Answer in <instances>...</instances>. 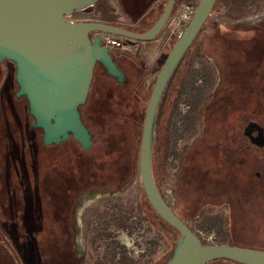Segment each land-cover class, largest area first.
Returning a JSON list of instances; mask_svg holds the SVG:
<instances>
[{
  "label": "rangeland",
  "instance_id": "374dc122",
  "mask_svg": "<svg viewBox=\"0 0 264 264\" xmlns=\"http://www.w3.org/2000/svg\"><path fill=\"white\" fill-rule=\"evenodd\" d=\"M166 1L156 0L155 9L149 12L144 21L152 20L150 13L158 15ZM89 10L93 12L87 13ZM70 20H107L136 27L131 23L132 17L122 7L121 0H100L95 6L72 15ZM164 28L157 36L160 44L157 52H147L143 49L144 43L136 42L138 51L134 52V48H131L135 54L129 52L127 55L135 62L139 72L142 98L149 99L155 78L164 62L163 58L177 41L175 38H167ZM206 37L218 38L224 44L227 56L223 57L221 63L207 55L194 57L184 89L176 98L175 111L167 109L171 116L168 143L161 173L158 170L157 174L163 181L166 202L181 215L185 224L195 234L211 236L215 244L225 245L232 240L230 233L234 230L228 220V190L224 189L232 179L231 170L240 176L242 170L239 165H228L224 149L227 145L238 147L239 130L245 125L246 117L264 125V54L260 55L255 50L260 48L264 51V0H229L210 13L194 45L201 46ZM232 74L237 79L236 92H241L229 97L225 86L232 80ZM91 82L92 88L81 112L92 131L97 135L100 133L91 146L93 151L101 152L102 158L107 160L105 169L99 171L97 176L92 175V182L98 187L96 195L89 198L87 193L79 201L80 205L76 206L72 214L77 227L75 229L71 221L68 229L64 215L60 214L59 201L64 194L61 191L67 192L73 185L68 186V183H63L65 179L61 178V183L56 179L52 182L49 175H54L58 170L60 174L64 173L66 170L63 164L67 168L71 164V170L77 174L75 171L79 170V160L76 157L79 147L69 142L67 145L49 148V156L51 153L54 156H50L48 160L49 168L37 162V156L32 154V149L28 146L24 147L23 153L7 149L6 171L8 176L11 173V184L14 185L7 186L6 197L9 202L18 194L24 193L20 189L21 193L12 190L17 188L19 181L23 187L34 186V175H37L36 181L41 190L40 205H36L41 210V229L36 236L39 253L25 231L17 232L7 222L6 229H10L8 231L13 238L16 235L25 238L19 244L10 238L2 242L5 247L2 249L0 246V251H5L1 255L5 257L7 264H56L62 258L72 261V264H97L102 261L106 264H143L159 253L158 239L147 229L137 209L139 199L142 198L138 180L135 178L126 188L122 185H119V189L114 187V172L118 163L124 162L125 143L128 141L121 112L126 111L127 102H122V108L116 99L126 93L98 67L94 70ZM174 96L173 92L170 97L173 101ZM23 102L15 108L21 114L22 124L27 120L28 114L26 102ZM10 117L14 121L9 112L7 120ZM26 137L23 128L12 124L10 133L6 134V147L26 141ZM104 139H108L107 144L111 142L106 153L102 142ZM61 147L65 148L64 151L59 150ZM40 153L38 159L41 163L45 154ZM242 155L250 161L255 158L263 160L264 147L260 146ZM232 156L229 154L228 157L235 158ZM34 159L37 166H34ZM46 179L51 180V185L47 181L50 189L45 184ZM251 180L256 181L253 178ZM103 187H107V190L101 189ZM33 209L34 206H30L29 210ZM245 211L244 216L250 217L252 213L257 223L264 221V211L251 212L250 208ZM241 228L246 229L245 234L264 235V228L250 230L248 225ZM244 232L241 230V234ZM77 249L82 258L75 263L79 256ZM1 255L0 264H4Z\"/></svg>",
  "mask_w": 264,
  "mask_h": 264
},
{
  "label": "water",
  "instance_id": "95a60500",
  "mask_svg": "<svg viewBox=\"0 0 264 264\" xmlns=\"http://www.w3.org/2000/svg\"><path fill=\"white\" fill-rule=\"evenodd\" d=\"M100 0H0V62L15 65L16 97L27 101L31 126L42 132L44 146L59 145L70 139L89 151L92 137L81 120L96 64L118 83L124 73L118 68L98 34L106 33L135 42L156 39L165 27L175 0H167L158 18L139 33L101 21H72L76 13ZM216 0H198L194 13L167 54L154 81L147 104L139 156L140 182L145 196L157 213L180 235L166 264H207L228 259L240 264H264V251L222 244H203L194 231L181 221L157 189L152 172L154 120L162 93L201 28ZM94 35L91 37V35ZM115 53L118 49L111 48ZM252 144H264L263 129L249 122L243 129Z\"/></svg>",
  "mask_w": 264,
  "mask_h": 264
},
{
  "label": "trees",
  "instance_id": "16d2710c",
  "mask_svg": "<svg viewBox=\"0 0 264 264\" xmlns=\"http://www.w3.org/2000/svg\"><path fill=\"white\" fill-rule=\"evenodd\" d=\"M228 1L229 0H216L212 11L226 4ZM148 2L149 0H122L121 5L125 10H127L128 14L130 15V17H132V19H136L140 17V15L143 13ZM180 2L196 5L198 1L195 3V0H181V1L175 0L173 8H175V6H177ZM140 4H142L143 7H140L141 6ZM148 14L149 12L145 14L143 17H141L136 27L130 28L119 24H113V25L142 33L146 31L154 22L149 20L146 22L144 21V19L148 16ZM204 25L201 28V30H203ZM141 26L142 29H139V27ZM196 38L194 39L193 43L190 45L186 53L181 58L176 70L174 71L170 80L168 81L160 98L154 120L152 158H151L152 172L157 189L163 198H164L163 188H162L163 181L160 175L157 174V171L159 170V174L161 173V168L163 167L164 164L166 146L168 143V134H169L168 131H169V123L171 116L169 112H167V109L170 108V111L172 112L175 111L177 105L176 98L184 89L186 79L189 77L190 74L191 63L195 56L202 57L203 55H207L208 57L213 58L214 61L217 63H221L223 57L226 58L227 56L226 48H224V44H222L218 38L206 37L204 39V43L201 44V46L199 45L197 47L194 45ZM111 56L113 60L116 62L118 68L125 75V78L122 83H118L113 77L109 76L100 64H97L95 68L98 67L99 69H101V72H103L105 76L109 77L116 86L123 88V91L126 93L124 96L121 95L119 96L118 99H116V102L122 108H124L122 102L124 101L125 103L127 102L125 106L126 111L125 112L121 111L124 118L125 128L127 131V139H128L127 143H125L126 155L124 162H121L120 164L118 163V166L114 172L116 176L115 182H117L119 185H122L123 188H126L131 182H133L135 178L138 180L139 185H141L140 174H139L140 145H141L144 117L149 99L140 97L143 94L142 92H140L141 90L139 89L140 84L142 82L140 83L138 79L139 72L137 70L135 62L126 55H118L117 53H111ZM165 58L166 55L164 56L163 59L165 60ZM231 78L232 80L227 83V86H225V88L229 92V97L234 96L235 94H239L241 92V90H239V93L236 92L238 90L237 82L235 81L237 80L235 79L236 76L234 77V74H232ZM91 86H92V82L90 85L89 93L92 88ZM173 92L175 94L174 101L170 99L171 94ZM228 100L229 99H227V101ZM82 106L79 107L81 120L84 123V125L88 128L91 134L92 145H93V143L96 140L97 133L93 132L92 129L89 127L88 123L84 120L81 112ZM30 118L31 116L28 113L27 120H25L23 124L22 121L20 124L19 123L17 124L18 126H20V128H23V134H26L27 137H26V141L21 142L20 144L21 146L17 147L16 150L17 152L23 153L25 151L24 147L28 146L29 148L32 149L31 150L32 154H35L37 156V162L39 164L50 166V163L48 161L50 158L48 150L52 146L47 147L43 145L42 132L40 129H33L30 126ZM8 128H10L9 124H8ZM7 133H10V131H8ZM97 136L99 137L100 133ZM107 141L108 139H104L102 141L105 146V153L111 147L110 146L111 142L107 144ZM69 142H72L75 144V146L79 147L78 154L76 157V160H79L78 161L79 170L76 169L75 171V173L77 172L78 173L74 174V171L71 170V164L70 167L67 168V166L62 163L63 168L66 171L60 174V170H58V172L56 171L54 175L50 174L49 176L52 177L51 179L52 182L53 179H56L59 181V183H61L60 178L65 179L63 183L68 182L71 185H73V188L76 180L78 184L83 186L82 187L83 191H88L93 183L92 180L94 178L92 175L94 176L99 175V171L101 172L103 169H105L107 165L106 164L107 160L102 158V155L100 154L101 152L93 151L92 147L90 148L89 151H83L80 145L77 142H75L71 137L68 141L53 147H57V146L60 147L64 144L67 145ZM107 145L109 146L108 148ZM64 149L65 148L59 150L64 151ZM228 151L229 150L226 146L224 149V154L227 153ZM39 152L45 154V159L41 163L38 159ZM67 153H68V161H70L69 152ZM229 164L230 163H228V165ZM35 165L37 166L36 160L34 161V166ZM255 169L256 168H253L249 171V173L247 174L249 175V177L246 180L243 179V177L245 176L244 171L240 172L241 173L240 176L233 169L231 170V172L229 170L232 179H230V182L226 183L224 190H228L226 196V201L229 204L228 220L229 223L232 225V229L234 231L230 233V237L232 238V240L225 245L253 248L264 251V235L254 236V235L245 234L246 232L244 231L246 229L241 228L242 226H246V225L250 227V230L257 228L259 229L264 228V221L257 223L253 218L252 213L250 217L244 216L246 212L245 210L247 208H250L251 212L264 211V182L262 183L259 180L256 181L251 180V177L253 176L252 172ZM161 176L163 175L161 174ZM36 178L37 175H34V184H33L34 186L32 187L29 185L23 187V184L21 183V181H19L20 184L17 186V188L16 189L14 188L12 190H16L20 192L19 191L20 189L24 193L18 194L15 199L10 200L11 202H9V200L7 199L5 203V210H6L7 222L14 223L15 224L14 230H17V232L25 231L28 238L32 239L33 243H35V246L39 253L38 240L36 239V236L39 229H41L40 221H39L41 218V212H40L41 210L40 208L36 207V205H40L39 201H41V196H40L41 190L40 187L38 186L39 184L36 181L37 180ZM51 180L46 179L45 181L46 182L45 184L48 185V189H50L48 182L51 185ZM11 182H12L11 175L9 174L8 186L14 187V185H12ZM41 182L43 183V181ZM140 188H141L142 198L139 199L137 209L147 229L154 235L155 238L158 239V244H159V253L151 257L148 261H146L143 264H166L171 258L172 253L175 250L180 240V235L176 229H174L172 226L167 224L163 219H161L157 215V213L153 210V208L149 204L142 186H140ZM30 206H34L36 208L30 211L29 210ZM172 211L181 221L184 222V220L180 217L181 215L177 214L176 211H174L173 209ZM0 216H2L1 209H0ZM8 230L10 229L3 230L2 228H0V236L3 239H5L4 241H7V239L10 238L11 240L15 241L16 244H19L21 241L25 240V238L17 237V235L16 238H13L14 236L11 233H9ZM241 230H243L244 234H241ZM72 260L74 259L72 258ZM56 264H72V261H67V259L63 260L62 258ZM97 264H106V263L102 261V262H97ZM207 264H240V263L228 259H217Z\"/></svg>",
  "mask_w": 264,
  "mask_h": 264
},
{
  "label": "flooded vegetation",
  "instance_id": "af4514ba",
  "mask_svg": "<svg viewBox=\"0 0 264 264\" xmlns=\"http://www.w3.org/2000/svg\"><path fill=\"white\" fill-rule=\"evenodd\" d=\"M140 5H141L140 7H143L142 4H140ZM155 6H156L155 1L149 0L146 8L144 9V11L140 15V17H138L136 19H132L131 23L135 24V26H136L139 23L141 17H143L145 14H147L148 12L153 10L155 8ZM91 11L92 10H89L87 13H90ZM77 13L78 12L74 13L73 15H75ZM92 21H97V20H92ZM112 24H119V23H112ZM119 25H123L125 27H130V28L133 27V25L132 26L126 25V24L125 25L119 24ZM93 36L94 35L92 34L91 37H93ZM255 50H258L260 52V55L264 54V51H262L260 48L259 49L257 48ZM111 53H115V51L111 50L110 54ZM118 55H126L127 56L128 53H125V52L121 53V54L118 53ZM96 65H95V67H96ZM15 73H16L15 65L12 62L7 61V60L0 62V209L2 210V216H0V228H2L3 230H6V225H7L6 210H5V203L7 200V197H6L7 186H8V173L6 171L7 166H8V164L6 163V158L8 155L7 149L12 151L14 149H17V147L21 146L20 145L21 143H19V144L13 143L9 147H6V134L8 131H11L12 124L17 127L18 126L17 124L21 123L22 117H21V114H19L17 112V110H15L16 105H19L20 103H24L23 101H25L26 102V109L28 111L26 99L23 96L16 97V91L18 89V86H17L16 81H15ZM124 78H125V76H124ZM244 93H246V91ZM9 112L13 116L14 121H12L11 117L9 120H7V114ZM244 121H245V125L243 127H241V129L239 130L240 142H239L238 147L227 145V148L229 151L224 154V157H225V160L227 163H230L232 165L238 164L240 166V169L245 172V176L243 177V179H245V180L249 177V175H247L249 173V171L253 168H256L252 172L253 176L251 177V179L253 178V179L259 180L263 183L264 182V159L260 160L258 158H255L252 161H250L249 159H246L245 157H243L242 154L247 153V152L251 151L252 149H257L260 146L264 147L263 143H261L260 145L252 144L251 141L246 136L243 135L244 127L249 122H254L263 129V134H264V125L261 124L257 120L249 119V117H246L244 119ZM31 123L32 122H30V126H31ZM8 124L10 125V128H8ZM50 146H52V148H53V146H56V145H50ZM47 147H49V146H47ZM231 147H234V148L231 149ZM229 154H232L233 155L232 157H235V158H233V159L229 158L228 157ZM50 156H51V158H54L53 153H51ZM52 172H54V170ZM9 174L11 175L10 172H9ZM65 183H68V182H65ZM70 185L71 184L68 183V186H70ZM82 187L83 186L78 184V182H76V180H75L74 188L69 189L70 191L68 190L67 192H66V190L61 191L64 194L62 196V199H60V201H59V202H61L59 205V209H60L61 216L64 215L63 219H64L65 223H67L68 229H70L71 221H72V226L75 229L77 227L76 219H75V217H73L72 214L74 213V209L76 208V206L80 205L79 201L82 198L84 199V195L87 193H88L89 198H92L94 195H96V192H97L96 190L98 189L97 184L94 182L92 183L91 188L88 191H83ZM114 187L116 189H119V184L117 182H115ZM106 188L107 187H105V188L103 187L101 189L107 190ZM108 191L111 192L110 190H108ZM115 192H117V191H115ZM57 197H59L58 194H57ZM35 208L36 207H34V209ZM9 224L13 228H15L14 223L11 222ZM4 240L5 239H3L0 236V244L2 242H4ZM77 244H76V247L78 248ZM77 252H78L79 256L77 257V261L75 259V263L78 262L82 258L81 254L79 253V249H77Z\"/></svg>",
  "mask_w": 264,
  "mask_h": 264
},
{
  "label": "built area",
  "instance_id": "2783aa9c",
  "mask_svg": "<svg viewBox=\"0 0 264 264\" xmlns=\"http://www.w3.org/2000/svg\"><path fill=\"white\" fill-rule=\"evenodd\" d=\"M194 10L195 5L189 3H180L173 8L164 28L167 38L178 39L182 35L184 28L187 26L194 13ZM98 35L101 38V44L107 47L109 51L112 50L111 48L118 49L119 54L133 52L131 48H134V52L138 51V45L135 41H129L125 38L106 33H100ZM134 52L133 54H135ZM197 234L198 233H196V235ZM200 234L197 236L203 244H215L211 236L205 237Z\"/></svg>",
  "mask_w": 264,
  "mask_h": 264
},
{
  "label": "crops",
  "instance_id": "0c3cea01",
  "mask_svg": "<svg viewBox=\"0 0 264 264\" xmlns=\"http://www.w3.org/2000/svg\"><path fill=\"white\" fill-rule=\"evenodd\" d=\"M155 1V4H157V2H156V0H154ZM158 1V0H157ZM155 9V8H154ZM150 14H152L151 16H149L150 17V20L153 22L154 20H156L157 18H158V15H156L155 16V13L153 14V13H150ZM160 15V14H159ZM101 22H105V23H110V24H112V22H110V21H107V20H101ZM113 23H116V22H113ZM159 42V39H158V37H156V39H154L153 41H149V42H142V44L144 43L145 44V46L143 47V49L144 50H146L147 52H151V51H155V52H157L158 51V49L160 48V44L158 43ZM1 246H2V249H4V244L3 243H1ZM1 249V251H0V255H1V253H3V252H5L4 250H2ZM29 254V253H28ZM3 255H4V253H3ZM3 255H1L2 256V258H3V260H4V264H7V260H5L4 258V256ZM1 260V259H0Z\"/></svg>",
  "mask_w": 264,
  "mask_h": 264
}]
</instances>
